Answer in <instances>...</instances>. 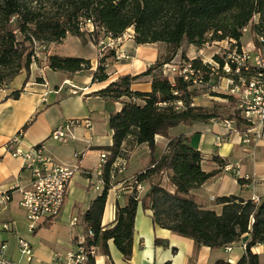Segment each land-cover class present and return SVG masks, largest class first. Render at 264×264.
I'll use <instances>...</instances> for the list:
<instances>
[{"label": "trees", "instance_id": "1", "mask_svg": "<svg viewBox=\"0 0 264 264\" xmlns=\"http://www.w3.org/2000/svg\"><path fill=\"white\" fill-rule=\"evenodd\" d=\"M90 23L93 30L87 29ZM248 27L255 36L256 47L264 50V0H0V88L23 70L30 75L31 66L37 61L35 44H61L69 35L81 41L89 35L98 48L101 38H119L133 29L137 45L164 44L171 48L166 57L162 54L143 73L121 75L96 92L104 99L121 101L123 106L109 121L113 144L108 148V162L104 167L105 188L77 218L86 232V264H95L91 248H100L109 254L110 240L126 259L131 258L140 204L153 211L156 225L213 249L233 244L249 233L251 239L236 264H261L259 255L252 248L264 244V199L256 203L237 195L218 197L215 203L223 206L220 214L197 203L192 190L201 187L218 171L205 172L201 152L191 145L189 137L184 134L171 136L170 130L179 125L222 118L204 107L193 105L196 96L193 88L196 86L181 76H176L173 84L170 77L163 74V66L174 60L184 42L202 49L213 42L233 40L234 48L240 52L241 40ZM116 59L115 51L99 54L93 82L108 80V69ZM182 60L190 61V58L183 55ZM214 61L227 77L238 80V76L226 73L223 68L226 60L219 54L214 56ZM47 62L51 69L69 75L92 68L91 60L75 56L52 54ZM191 62L194 68L202 71L204 84L209 81L210 74L215 72L212 65L204 64L200 58L191 59ZM255 74L254 70L242 73L247 80ZM148 76L152 79V91H134V83ZM22 92L23 89L15 90L9 97L18 99ZM227 98L238 105L235 96ZM178 101L183 105L178 106ZM228 120L248 127L240 110L237 118ZM157 135L168 139L165 153L160 159H153L150 166L136 176L138 182L147 181L148 187L138 193L133 184L128 203L117 209L115 224L103 227L102 218L113 185V164L118 158L125 157V149L131 140L136 145L146 144L154 151ZM215 159L220 166H225L224 160ZM164 178L174 187V192L163 185ZM239 183L244 180L239 178ZM89 231L93 234L89 235ZM156 244L164 243L157 239ZM215 264L231 263L219 260Z\"/></svg>", "mask_w": 264, "mask_h": 264}, {"label": "crops", "instance_id": "2", "mask_svg": "<svg viewBox=\"0 0 264 264\" xmlns=\"http://www.w3.org/2000/svg\"><path fill=\"white\" fill-rule=\"evenodd\" d=\"M241 42L244 48L254 46L250 45L252 43L245 45L244 36ZM224 43L234 46L235 41L213 42L208 44V48L218 45L225 49ZM88 44L93 50L89 54L75 57L91 60L90 70L69 75L51 69L47 60L42 65L35 62L29 76L23 70L0 88V186L4 189L17 188L8 209L0 213V261L4 257L14 264H72L69 254L77 252L86 237L85 227L77 218L102 193L91 185L89 174L98 169L102 154H109L108 148L113 144L110 117L123 106L121 101L104 99L96 92L106 88L121 75L143 73L162 55L159 44L137 45L134 30L129 29L121 45V50L127 56L111 63L108 80L93 82L99 51L90 41ZM190 46L198 49L194 45ZM198 50L200 53L204 52V49ZM219 50L213 52L211 59H201L211 63ZM52 54L71 56L58 52L49 53ZM178 56L177 53L176 57ZM186 56L194 59L188 54ZM151 80L150 76L143 77L132 88L134 91L151 92ZM74 88L78 90L77 94L72 93ZM20 89L23 92L18 99L9 97L12 92ZM84 119L91 120V127L84 124L75 126L66 143L50 138L52 132L65 122ZM226 120L228 119L179 125L170 130L171 136L184 134L189 137L191 145L201 152L205 172L218 171L201 187L192 190L202 208L215 210L218 214L223 209L221 204L215 203L218 197L237 195L246 200L264 199V129L260 126L255 128L256 132H261V136L251 134V141L246 142L248 127L238 126L234 120H230L233 127L229 130ZM29 122V128L21 133ZM155 142V149L151 151L148 145H136L131 140L125 149V157L116 160L117 164L125 162L126 170L122 174L116 173L112 178L113 185L109 190L102 218L103 227L113 226L118 207H124L128 203L130 191L121 190L120 183L125 180L127 186L131 185L132 178L145 171L153 159L158 160L165 153L168 139L157 135ZM39 144H43L47 154L55 161L77 168V171L69 184L60 215L31 231L26 213L19 204V188L28 187L30 175L24 169V157L13 156L11 152L16 149L27 152ZM215 158L224 160L225 166H220ZM113 169L115 170L114 167ZM239 178L244 183H239ZM163 183L168 190L174 192V187L167 178L163 179ZM4 222L13 223V231L3 230ZM20 238L27 240L33 247L34 257L31 262L21 253ZM157 239L164 244H156ZM250 239L249 233L244 234L232 244L230 251L225 247L213 249L207 245H199L192 238L156 225L153 211L140 204L135 218L131 258L126 259L114 241L110 240L109 254L103 253L100 248L95 249V264H215L219 260L236 264L245 253L242 245L247 244ZM3 244L7 246L4 255L1 254ZM252 251L259 255L261 264H264V244L254 246Z\"/></svg>", "mask_w": 264, "mask_h": 264}, {"label": "built area", "instance_id": "3", "mask_svg": "<svg viewBox=\"0 0 264 264\" xmlns=\"http://www.w3.org/2000/svg\"><path fill=\"white\" fill-rule=\"evenodd\" d=\"M88 25L92 26L91 23ZM124 38L125 35L119 38H101L98 45L99 54L102 56L108 51H115L116 58L126 57L125 51L121 50ZM259 40L263 41V38L260 37ZM203 63L207 64L205 61ZM209 64L212 65V70L214 71L216 70L215 66L218 69L220 68L217 62L213 61ZM223 68L227 74L238 76V80H235L234 77H228V89L231 95L236 97L241 115L248 122L245 139L246 142H250L251 134L256 137L261 136V132H256L255 128L260 126L264 129V50L256 47V45L251 48L242 47L240 52L236 49V51L228 55ZM253 70L256 74L249 80L242 75L244 72L250 73ZM163 74L169 76L173 84L175 77L181 76L193 86L200 87L204 85L202 71L194 68L191 59L190 61L181 60L180 62L165 64L163 66ZM72 93L77 94L78 90L74 88ZM175 94L178 93L175 92ZM177 105L182 106V101H178ZM83 124L91 127L92 122L90 119L69 120L54 130L50 138L60 143H66L71 136L72 128ZM225 124L229 130L232 129V121L226 120ZM11 153L13 156L24 157V169L30 175L28 187L19 188L21 192L19 204L26 213L30 230L35 231L48 220H53L60 215L68 193L69 184L77 168L58 163L47 154L43 146H35L27 152L16 149ZM107 156L108 153H103L98 169L89 174L91 185L98 191H103L105 188L104 167L108 162ZM113 167L115 170L112 173V178L116 173L122 174L126 170L125 162L114 163ZM226 168H230V166H226ZM126 183L127 181L125 180L120 183L121 190L127 189L131 192L133 189L132 185L135 184L136 191L142 193L148 187L147 181L138 182L136 177L132 178L131 185L127 186ZM16 190L17 188L4 189L0 186V213L8 209ZM254 202L259 203L260 199L255 198ZM2 228L7 232H11L14 229V225L10 222H4ZM92 234V231H89V235ZM84 242L85 238L81 242L78 251L69 254V260L72 264H86L88 251L84 247ZM242 246L246 250L247 244ZM6 247L5 244L1 247L2 255H4ZM19 247L26 260L31 262L34 257L32 245L27 240L20 238ZM225 248L230 251L232 244ZM90 253L94 256L96 254L95 249L91 248ZM0 264H14V262L3 257Z\"/></svg>", "mask_w": 264, "mask_h": 264}, {"label": "rangeland", "instance_id": "4", "mask_svg": "<svg viewBox=\"0 0 264 264\" xmlns=\"http://www.w3.org/2000/svg\"><path fill=\"white\" fill-rule=\"evenodd\" d=\"M258 20L259 19L257 16L255 21L257 22ZM87 29H92V26L87 25ZM246 30L247 31L244 34V44L249 45V43H252L250 45H255V36L251 32L250 27H248ZM89 41L94 44L89 35L86 36L85 41H79L76 37L69 35V37L66 39V42L61 45L54 43L43 46L37 43L33 47L37 56L36 63L42 65L43 62H46L50 52H58L62 55L64 54L71 56H82L83 54H89L90 51L93 50V47L88 44ZM224 46H226L225 49L218 45H215L214 48H208L207 44L202 48L204 49V52L200 53V50L193 48L188 43L184 42L180 49H178L179 56L175 57L172 62H180L183 58V55L187 54L192 58L211 59L213 52L219 50L220 48L219 56L226 60L228 55H230L233 51H236V48L227 43H224ZM158 48L161 50L163 57H166L171 51V48L164 44H159ZM215 68V72L210 74L209 81H207L203 86H196L193 88L196 93V96L193 100V105L204 107L209 112L220 115L222 119L237 118L239 114L238 105H236V103L231 99L227 98V96L231 95L228 89V77L220 69H218V67L215 66Z\"/></svg>", "mask_w": 264, "mask_h": 264}]
</instances>
